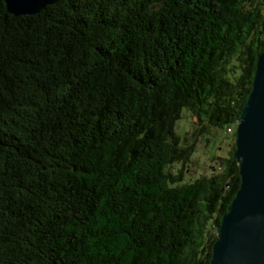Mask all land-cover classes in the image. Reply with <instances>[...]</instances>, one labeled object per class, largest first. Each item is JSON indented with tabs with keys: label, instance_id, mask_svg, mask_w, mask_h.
Listing matches in <instances>:
<instances>
[{
	"label": "trees",
	"instance_id": "obj_1",
	"mask_svg": "<svg viewBox=\"0 0 264 264\" xmlns=\"http://www.w3.org/2000/svg\"><path fill=\"white\" fill-rule=\"evenodd\" d=\"M263 50L264 0H0V264H210L237 130L182 180L237 128Z\"/></svg>",
	"mask_w": 264,
	"mask_h": 264
},
{
	"label": "water",
	"instance_id": "obj_2",
	"mask_svg": "<svg viewBox=\"0 0 264 264\" xmlns=\"http://www.w3.org/2000/svg\"><path fill=\"white\" fill-rule=\"evenodd\" d=\"M59 0H7L15 14L39 13ZM242 181L219 225L210 264H264V50L237 128Z\"/></svg>",
	"mask_w": 264,
	"mask_h": 264
},
{
	"label": "rangeland",
	"instance_id": "obj_3",
	"mask_svg": "<svg viewBox=\"0 0 264 264\" xmlns=\"http://www.w3.org/2000/svg\"><path fill=\"white\" fill-rule=\"evenodd\" d=\"M198 123V119L193 115V112L189 107L184 108L183 117L177 122V129L183 136L192 129H194L195 123ZM221 136L213 133H206L201 137L198 151H195L193 157L188 165L189 169L185 172V178L182 182L192 181L199 177L201 174H210L213 171V167L219 166L220 159L213 156L214 153H220L221 155L227 154L229 147L235 138L233 133L221 132ZM208 141H207V138ZM221 145V146H220ZM178 165L177 167H179Z\"/></svg>",
	"mask_w": 264,
	"mask_h": 264
},
{
	"label": "bare ground",
	"instance_id": "obj_4",
	"mask_svg": "<svg viewBox=\"0 0 264 264\" xmlns=\"http://www.w3.org/2000/svg\"><path fill=\"white\" fill-rule=\"evenodd\" d=\"M239 124V123H238ZM238 124H237V128H238ZM237 128H236V126L235 125H231V126H228V128H227V133L229 132V133H234V130L236 129L237 130ZM234 136H235V133H234ZM237 138H238V133H237ZM237 138H236V143H237ZM224 155H226V154H224ZM213 171H214V168H213ZM212 171V172H213Z\"/></svg>",
	"mask_w": 264,
	"mask_h": 264
}]
</instances>
